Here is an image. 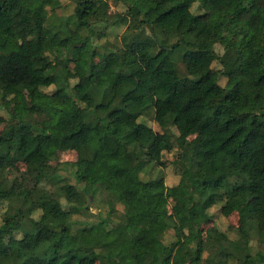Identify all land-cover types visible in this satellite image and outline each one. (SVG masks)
<instances>
[{
    "label": "trees",
    "instance_id": "trees-1",
    "mask_svg": "<svg viewBox=\"0 0 264 264\" xmlns=\"http://www.w3.org/2000/svg\"><path fill=\"white\" fill-rule=\"evenodd\" d=\"M0 109V264H264V0H0Z\"/></svg>",
    "mask_w": 264,
    "mask_h": 264
},
{
    "label": "rangeland",
    "instance_id": "rangeland-1",
    "mask_svg": "<svg viewBox=\"0 0 264 264\" xmlns=\"http://www.w3.org/2000/svg\"><path fill=\"white\" fill-rule=\"evenodd\" d=\"M64 4L65 5L67 4V0H64ZM111 9H114V6H112ZM70 10H71V7H67V6L63 7L62 9L61 8L59 9V11L64 14H67L68 12H70ZM131 67L135 69L133 65H131ZM223 81L224 79L221 80V82ZM31 99H32V91L28 88L18 94V100L22 103L30 101ZM0 115H5L4 111L1 109H0ZM147 123L153 126L152 121H147ZM9 125H10L9 123H0V141L2 140V136ZM183 131L186 137L194 143H198L202 139V136L199 133L192 131L187 125H183ZM57 157H58L57 160H53V159L47 160L48 163L51 165H55L57 161H77L78 160L77 153L74 149H68L63 146L57 149ZM18 165H19L18 168L20 170H24V165L22 163H19ZM63 172L65 171L63 170ZM158 172L164 176L165 181L168 185H172L178 180L177 176L175 175L174 171L171 168H167V169L159 168ZM95 211L96 209L94 208L91 209V212L94 214H95ZM2 212H3V208H2V204H0V215ZM211 213H212V220L206 221L201 227L203 236H205L206 230L209 227H211L212 225H216L221 231L227 232L230 239H236V240L239 239V233L235 229H233V227H236L239 224L238 222L239 217L236 212L231 214L229 217H223L219 212V207L215 206L211 208ZM73 220H74V226L78 227L82 225L80 223H85L86 221H95L96 217L92 215L91 213L84 214V215L75 214L73 216ZM229 224L233 225V227L230 229L228 226ZM240 242H242L241 239H240ZM249 245H250V249H252L253 251H256L257 249H260V248H264V245L260 244L258 238L253 233L251 234V240L249 242ZM207 254L208 252L206 250L204 252V256H207ZM193 257H194L193 251L187 252L184 255V260L188 261ZM97 264H102V263H97Z\"/></svg>",
    "mask_w": 264,
    "mask_h": 264
}]
</instances>
